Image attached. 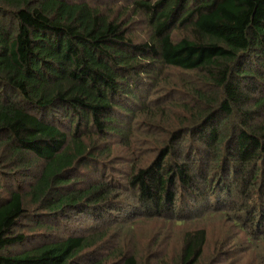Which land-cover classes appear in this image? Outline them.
Returning <instances> with one entry per match:
<instances>
[{
    "label": "trees",
    "instance_id": "1",
    "mask_svg": "<svg viewBox=\"0 0 264 264\" xmlns=\"http://www.w3.org/2000/svg\"><path fill=\"white\" fill-rule=\"evenodd\" d=\"M229 258L264 264V0H0V264Z\"/></svg>",
    "mask_w": 264,
    "mask_h": 264
},
{
    "label": "rangeland",
    "instance_id": "2",
    "mask_svg": "<svg viewBox=\"0 0 264 264\" xmlns=\"http://www.w3.org/2000/svg\"><path fill=\"white\" fill-rule=\"evenodd\" d=\"M199 220H193L192 221V223H194V222H198ZM210 223L212 222V221H209ZM209 222H207L208 224H209ZM191 222H187V223H185L186 225H191L192 224ZM184 225V224H183ZM208 226V225H207ZM208 227H206V229H207ZM136 230L138 231V232H140V230L138 229V227L136 228ZM208 234V233H207ZM208 236V235H207ZM210 236V235H209ZM216 237L215 236H212V238H211V242H209V245H213V240L215 239ZM230 261H233V258H229V259H227V261L225 262V264H229L230 263ZM236 261H238V263L239 262H250V260H249V258L247 257V254H245L244 256H237V258H236ZM228 262V263H227Z\"/></svg>",
    "mask_w": 264,
    "mask_h": 264
}]
</instances>
